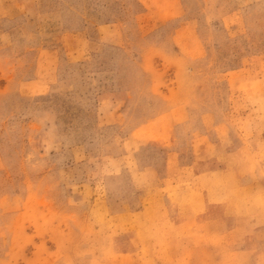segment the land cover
Here are the masks:
<instances>
[{
  "label": "rangeland",
  "instance_id": "374dc122",
  "mask_svg": "<svg viewBox=\"0 0 264 264\" xmlns=\"http://www.w3.org/2000/svg\"><path fill=\"white\" fill-rule=\"evenodd\" d=\"M0 264H264V0H0Z\"/></svg>",
  "mask_w": 264,
  "mask_h": 264
}]
</instances>
